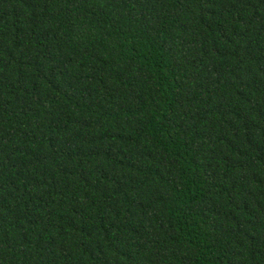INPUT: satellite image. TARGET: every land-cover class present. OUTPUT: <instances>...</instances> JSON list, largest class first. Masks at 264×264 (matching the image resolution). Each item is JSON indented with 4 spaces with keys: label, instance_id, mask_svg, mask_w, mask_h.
<instances>
[{
    "label": "trees",
    "instance_id": "trees-1",
    "mask_svg": "<svg viewBox=\"0 0 264 264\" xmlns=\"http://www.w3.org/2000/svg\"><path fill=\"white\" fill-rule=\"evenodd\" d=\"M0 264H264V0H0Z\"/></svg>",
    "mask_w": 264,
    "mask_h": 264
}]
</instances>
